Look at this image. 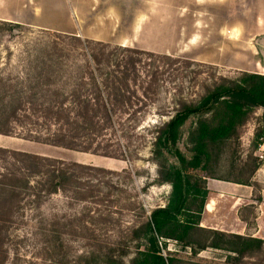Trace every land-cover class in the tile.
<instances>
[{"label":"trees","instance_id":"16d2710c","mask_svg":"<svg viewBox=\"0 0 264 264\" xmlns=\"http://www.w3.org/2000/svg\"><path fill=\"white\" fill-rule=\"evenodd\" d=\"M47 36L52 40L44 46V56H35L42 67H36L33 88L22 90L21 83H28V76L16 82L0 79V135L126 160L124 151L111 146L114 138L124 137L126 124L137 122L146 101H157L164 76L169 74L164 67L172 70L176 61L78 35ZM180 63L187 68L193 65ZM241 76L236 81L221 78L203 83L195 99L185 98L182 87L170 93L171 106L160 114L165 120L152 132V155L157 161L158 183L172 188L171 201L126 228L130 235L119 240L98 235L117 227L111 218L116 212L101 210L111 202V193L84 178L113 175L112 171L0 148V264H17L21 258L15 225L27 217L28 209L41 210V204L54 197L74 199L81 210L72 219L64 209L43 215L36 234L46 232L48 237H42L50 240L41 250L44 264H184L165 253L170 241L188 248L194 256L212 249L243 260L261 251L263 240L201 228L211 176H200L197 171L203 169L201 156L207 144L231 138L254 109L264 110V76ZM192 119L188 134L197 156L188 162L178 144L184 126ZM69 235L88 241L89 250L74 262L65 244Z\"/></svg>","mask_w":264,"mask_h":264},{"label":"rangeland","instance_id":"374dc122","mask_svg":"<svg viewBox=\"0 0 264 264\" xmlns=\"http://www.w3.org/2000/svg\"><path fill=\"white\" fill-rule=\"evenodd\" d=\"M234 1L236 0H231V3ZM250 2L251 0H245L244 3L249 5ZM79 3L83 9L82 39L169 56L176 61L172 70L164 67L169 74L164 76L165 82L157 101L155 103L146 101L147 107H143V111L137 115V122L132 125L126 124L124 137L121 135L120 138L119 136L114 138L111 146L124 151L128 158L116 160L99 157L28 141L16 135H0V148L112 171L113 175L94 174L93 177L84 178L86 182L100 187V190L111 193L109 199L111 202H106L101 210L107 208L116 212L111 218L117 227L113 231L100 232L98 235L119 240L130 235L126 228L132 227L138 221L142 222L144 220L142 217H148L155 208L164 207L171 201L172 188L158 183L157 161L152 155V132L154 126L165 120L160 114L171 106L170 93L182 87L185 98L195 99L200 94L203 83H215L221 78L236 81L242 77L241 72L201 63L197 58L201 54L203 57L205 53L202 49L199 52L197 48L204 49L208 30L233 27L238 25L239 21L235 15L223 16L218 11L223 6L220 5L223 4L221 1H214L215 5H211L207 0H79ZM26 19L30 21V18ZM40 19L45 20L44 17ZM15 25L17 24L8 22L5 25L0 24V79L16 82L18 78L28 76L30 77L28 83H21L24 86L21 89L24 91L25 87L33 88L32 85L36 83L34 79L38 73L36 67L41 68L42 65L39 66L40 62L35 61V56H44V46L52 40L47 34L66 33L22 25L17 28ZM195 40L200 41L197 47L196 44L193 45ZM214 44H221V38H215ZM184 61H189L193 65L187 68L180 63ZM263 112V109H254L248 120L235 130L231 138L207 144L206 152L201 156L203 169L202 167L198 169L197 174L211 176L207 179V188L210 185L212 193L217 198L221 194L222 199L219 216L206 218L204 225L232 230L237 217L234 218L231 214L239 209L237 216L244 221L247 235L253 233L256 211L248 198L244 197V202L238 203L235 211H231V205L236 201V195H246L245 192L251 191L253 193L251 200L256 203L262 201L264 161L258 159L257 146L264 131ZM193 123V119L186 123L183 128V139L178 144L179 150L188 162L197 156L195 144L191 142L188 134ZM167 162L174 165L173 159H168ZM235 182L249 184L246 186L251 189L239 187L237 185L240 184ZM217 186L222 187V190L217 191L219 190L216 189ZM73 200L65 201L60 197H54L44 201L41 210L31 207L32 210L26 211L27 217L14 227L17 230L15 242L21 258L16 261L17 264H44L41 250L50 243V240L42 237L47 234L46 232L36 234L41 227L39 223L44 218L43 215L59 209H64L69 219H72L73 215L81 210V204ZM87 242L74 235L65 237V244L71 253L69 257L71 262H74L83 251L89 250L86 247ZM165 253L181 259L184 264H264V247L261 251L251 253L252 258L243 260L225 251L212 249L194 256L188 248L171 241L167 243Z\"/></svg>","mask_w":264,"mask_h":264},{"label":"crops","instance_id":"0c3cea01","mask_svg":"<svg viewBox=\"0 0 264 264\" xmlns=\"http://www.w3.org/2000/svg\"><path fill=\"white\" fill-rule=\"evenodd\" d=\"M214 1L223 2V4L220 3L223 6L218 11L223 16H237L239 24L229 28L223 27L221 30H208L205 35L204 49L202 47L197 48L199 52L202 49L205 53L203 57L201 54L197 58L201 63L214 65L222 69H233L241 73L264 76V0H251L249 5L244 3L245 0L244 2L243 0H236L233 4L231 0L228 2L226 0H207L211 5H215ZM235 7L236 9H234ZM82 14L83 9L79 0H0V21L33 29L54 30L80 37H84ZM43 17L45 20H39ZM26 18H30V21ZM215 38H221V44L215 45ZM199 40L194 42L193 45L196 44L197 47L200 43ZM237 186L251 189L246 185L240 184ZM216 189L220 191L222 187L217 186ZM208 190V201L202 214L201 228L264 241V190L261 193L262 201L259 203L251 200L253 196L251 191L245 192L246 195H236V201L231 205L232 211L236 209L238 203L244 202L243 198L245 197L254 206L256 211L255 228L251 235H247L244 221L237 216L239 209L231 214L234 218L237 217L232 230H226L219 226L204 225L206 218L219 216L221 210L222 195H218L217 198L212 193L210 185ZM237 192L239 191L237 190ZM212 196L214 197L212 198Z\"/></svg>","mask_w":264,"mask_h":264},{"label":"built area","instance_id":"2783aa9c","mask_svg":"<svg viewBox=\"0 0 264 264\" xmlns=\"http://www.w3.org/2000/svg\"><path fill=\"white\" fill-rule=\"evenodd\" d=\"M257 152H258V159L261 162H263L264 161V131H263L261 137L259 138L258 146H257Z\"/></svg>","mask_w":264,"mask_h":264}]
</instances>
